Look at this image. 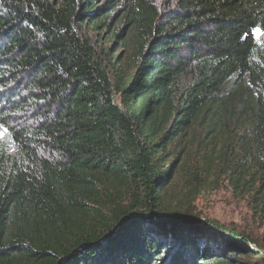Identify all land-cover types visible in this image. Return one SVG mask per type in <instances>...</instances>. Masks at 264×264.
<instances>
[{
    "label": "trees",
    "instance_id": "obj_1",
    "mask_svg": "<svg viewBox=\"0 0 264 264\" xmlns=\"http://www.w3.org/2000/svg\"><path fill=\"white\" fill-rule=\"evenodd\" d=\"M257 26L264 0H0V264H264L194 206L264 214Z\"/></svg>",
    "mask_w": 264,
    "mask_h": 264
},
{
    "label": "rangeland",
    "instance_id": "obj_2",
    "mask_svg": "<svg viewBox=\"0 0 264 264\" xmlns=\"http://www.w3.org/2000/svg\"><path fill=\"white\" fill-rule=\"evenodd\" d=\"M259 40L262 42L263 37H260ZM111 46H113V42ZM114 47L118 48L119 44ZM117 52L126 54L124 48ZM1 141L4 143L9 141L8 131L2 125H0ZM194 206L202 217L217 221L230 230L249 236L254 242L251 244L252 252L260 248L264 255V214L253 212L246 200L232 193L226 184H220L216 189H205L196 199ZM246 258H242V261H247L248 264L253 262L261 264L258 257L249 256Z\"/></svg>",
    "mask_w": 264,
    "mask_h": 264
},
{
    "label": "snow or ice",
    "instance_id": "obj_3",
    "mask_svg": "<svg viewBox=\"0 0 264 264\" xmlns=\"http://www.w3.org/2000/svg\"><path fill=\"white\" fill-rule=\"evenodd\" d=\"M246 36L249 35L248 33L245 34ZM251 36L259 39L260 37H264V26H257V27H253L251 29ZM243 38V37H242Z\"/></svg>",
    "mask_w": 264,
    "mask_h": 264
},
{
    "label": "water",
    "instance_id": "obj_4",
    "mask_svg": "<svg viewBox=\"0 0 264 264\" xmlns=\"http://www.w3.org/2000/svg\"><path fill=\"white\" fill-rule=\"evenodd\" d=\"M173 218L170 217V220H173V221H185L184 219L182 218H179V215H175V216H172ZM198 222V225L199 226H204L205 225V222L202 220V219H199L197 220ZM119 230V227L115 230V232L113 233L114 235L118 232Z\"/></svg>",
    "mask_w": 264,
    "mask_h": 264
}]
</instances>
